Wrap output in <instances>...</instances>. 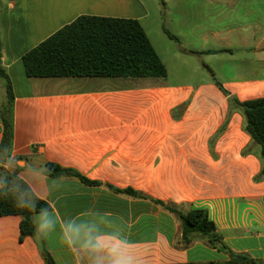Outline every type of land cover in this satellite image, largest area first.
Listing matches in <instances>:
<instances>
[{"label": "crops", "instance_id": "obj_1", "mask_svg": "<svg viewBox=\"0 0 264 264\" xmlns=\"http://www.w3.org/2000/svg\"><path fill=\"white\" fill-rule=\"evenodd\" d=\"M83 15L138 20L167 77L29 78L23 56ZM0 34L15 97L0 168L51 205L36 237L0 217V264H46L43 249L56 264H110L97 241L122 242L135 264H227L229 252L264 264L262 161L230 103L264 98V0H0ZM3 130L0 117V145ZM48 163L96 184L51 177ZM158 202L207 211L226 248L186 246Z\"/></svg>", "mask_w": 264, "mask_h": 264}, {"label": "trees", "instance_id": "obj_2", "mask_svg": "<svg viewBox=\"0 0 264 264\" xmlns=\"http://www.w3.org/2000/svg\"><path fill=\"white\" fill-rule=\"evenodd\" d=\"M165 32L171 39L178 40L167 30ZM2 55L3 42L0 34V79L5 81L7 90V102L0 107L4 127L0 160L6 157L12 144V106L15 99L11 80L2 66ZM22 60L29 78H166L168 74L144 28L135 19L80 16L28 51ZM216 83L229 95L221 83ZM230 103L245 116V131L258 148L262 161L261 175H264V98L240 102L230 96ZM45 171L54 178L71 176L88 185L96 184L78 172L56 164H46ZM127 193L137 196L132 190ZM158 204L180 220L182 242L186 246L199 238L206 240L214 248H226L207 211L191 210L183 213L174 206L162 202ZM50 210L51 205L39 198L16 172L0 168V217H22V237H36L38 230L34 215ZM42 253L46 264H56L46 249ZM229 255L227 264H259L248 254L229 252Z\"/></svg>", "mask_w": 264, "mask_h": 264}, {"label": "clouds", "instance_id": "obj_3", "mask_svg": "<svg viewBox=\"0 0 264 264\" xmlns=\"http://www.w3.org/2000/svg\"><path fill=\"white\" fill-rule=\"evenodd\" d=\"M49 225L50 221L46 219L40 227L43 229ZM68 243L71 246L73 240L69 238ZM93 248L96 251L104 250L107 257L110 258V264H135L133 257L126 254L124 248L122 247V242L120 241H113L110 243L97 241V243L93 245Z\"/></svg>", "mask_w": 264, "mask_h": 264}, {"label": "rangeland", "instance_id": "obj_4", "mask_svg": "<svg viewBox=\"0 0 264 264\" xmlns=\"http://www.w3.org/2000/svg\"><path fill=\"white\" fill-rule=\"evenodd\" d=\"M157 1V0H156Z\"/></svg>", "mask_w": 264, "mask_h": 264}]
</instances>
